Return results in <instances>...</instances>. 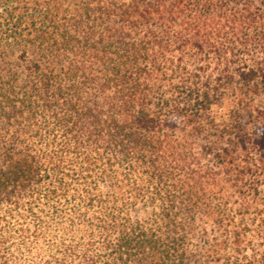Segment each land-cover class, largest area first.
Wrapping results in <instances>:
<instances>
[{
	"label": "trees",
	"instance_id": "16d2710c",
	"mask_svg": "<svg viewBox=\"0 0 264 264\" xmlns=\"http://www.w3.org/2000/svg\"><path fill=\"white\" fill-rule=\"evenodd\" d=\"M231 87L264 95V0H0V264H264Z\"/></svg>",
	"mask_w": 264,
	"mask_h": 264
},
{
	"label": "rangeland",
	"instance_id": "374dc122",
	"mask_svg": "<svg viewBox=\"0 0 264 264\" xmlns=\"http://www.w3.org/2000/svg\"><path fill=\"white\" fill-rule=\"evenodd\" d=\"M209 72V71H208ZM238 97H239V92L237 89L234 87H231L228 89L225 94H223L220 103L217 105L212 106L211 108V113L210 117H215L217 121H228L229 118L231 117V113L236 111V114L242 115L245 119H248V114L251 112L252 108H248L247 110L245 107H250V105H255V106H264V95H258V96H253L252 100L244 103L243 106L238 105ZM243 107V108H242ZM261 196L264 197V182L261 186ZM229 209L232 210V214L237 218V221L240 222L241 218H239V213H238V202L236 201V198L233 197L230 200L229 204ZM254 218V210L251 209L250 214L246 215L244 220L242 219L241 223L242 225L246 226V228L249 229L247 235L249 238H251L250 235H253L256 227L255 224L252 223V219ZM264 237V233H262L261 237L254 239L253 241L255 242L254 244L259 246V244L262 241V238ZM255 247V248H256ZM260 250V248H257ZM261 251V250H260Z\"/></svg>",
	"mask_w": 264,
	"mask_h": 264
}]
</instances>
